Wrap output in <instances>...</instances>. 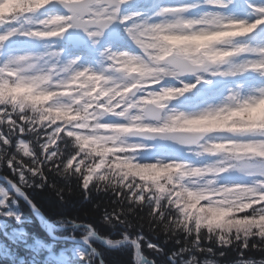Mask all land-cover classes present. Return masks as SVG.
I'll return each instance as SVG.
<instances>
[{
    "label": "clouds",
    "instance_id": "9594fccd",
    "mask_svg": "<svg viewBox=\"0 0 264 264\" xmlns=\"http://www.w3.org/2000/svg\"><path fill=\"white\" fill-rule=\"evenodd\" d=\"M0 226L19 264H264V0H0Z\"/></svg>",
    "mask_w": 264,
    "mask_h": 264
},
{
    "label": "trees",
    "instance_id": "16d2710c",
    "mask_svg": "<svg viewBox=\"0 0 264 264\" xmlns=\"http://www.w3.org/2000/svg\"><path fill=\"white\" fill-rule=\"evenodd\" d=\"M45 174L48 177L49 183L56 182V178L53 177V175L49 172H47V169H45ZM39 182V181H37ZM58 187H64V191L61 193V195L64 196V199L67 201V203L62 204L60 202V199L56 195V192L52 189H49L47 185H45V188L43 191H33L32 196L35 201L38 202L40 206L43 207V209L49 214L54 217H59L63 215H78L81 219L85 217V214H87L89 219H92L93 217L98 215V212H94L92 208V203H83V193L79 190L77 185H63L62 182H58ZM69 187H71V193H69ZM96 198H93V202H95ZM110 204V201L108 202ZM101 206L104 207L105 204L102 202ZM94 222V221H93ZM30 233H35V235L44 240L45 242L50 241L47 234L42 231L39 227L33 225L28 228ZM102 231H106V229H101ZM61 235H63L61 233ZM23 247H25L23 245ZM21 246H18L17 248H14L15 250L13 253H15V259L14 260H8V259H2L0 257V264H19L21 258H23L25 261L31 258V252L23 248ZM234 253L229 251L228 255H226L223 260L221 261V264H229V262L233 259ZM108 264H130V254L127 252H115L110 254L107 257Z\"/></svg>",
    "mask_w": 264,
    "mask_h": 264
},
{
    "label": "rangeland",
    "instance_id": "374dc122",
    "mask_svg": "<svg viewBox=\"0 0 264 264\" xmlns=\"http://www.w3.org/2000/svg\"><path fill=\"white\" fill-rule=\"evenodd\" d=\"M31 242L32 241L30 240L29 243ZM9 245L13 246L9 247ZM18 246L23 247V244L18 242L12 229L6 226H0V257L2 259L14 260L16 257L13 251L15 250L14 248H17Z\"/></svg>",
    "mask_w": 264,
    "mask_h": 264
}]
</instances>
